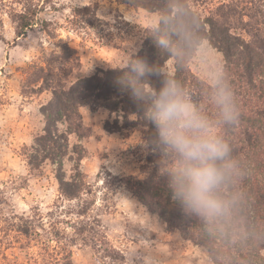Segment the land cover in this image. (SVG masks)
Listing matches in <instances>:
<instances>
[{
	"label": "rangeland",
	"instance_id": "rangeland-1",
	"mask_svg": "<svg viewBox=\"0 0 264 264\" xmlns=\"http://www.w3.org/2000/svg\"><path fill=\"white\" fill-rule=\"evenodd\" d=\"M217 1L200 2L197 8L205 13L204 7ZM87 5L97 9L99 19L114 25L101 41L70 23L72 9ZM26 9L54 23L53 36L37 27L19 36L16 16ZM159 19L158 13L121 0H0V264H214L205 249L168 230L125 182L117 187L104 183L109 174L143 177V126L108 132L104 125L115 115L81 108L87 135L73 134L70 141L86 149L81 169L92 193L82 198L70 200L61 194L55 165L34 169L26 158L45 126L42 107L52 98L50 90L33 84L35 70L58 71L63 59L55 55L64 43L75 48L79 58L67 79L121 66L139 47L143 29L156 26ZM223 65V54L207 40L189 62L194 75L206 82L208 71ZM173 69L170 59L164 71ZM72 164H65L67 176ZM23 227L30 234L21 232Z\"/></svg>",
	"mask_w": 264,
	"mask_h": 264
},
{
	"label": "trees",
	"instance_id": "trees-1",
	"mask_svg": "<svg viewBox=\"0 0 264 264\" xmlns=\"http://www.w3.org/2000/svg\"><path fill=\"white\" fill-rule=\"evenodd\" d=\"M121 1L150 13H158L160 17L167 9V0ZM208 1L185 0V3L198 23L203 40L223 54L222 68L238 104V122L224 129V136L247 173L241 185L245 204L239 215L230 220L233 231L247 238L245 242L235 247L228 246L202 223L183 212L179 202L173 198L169 187L170 177L163 172L160 153L154 146L155 130L145 117V106L120 83L128 71L125 65L131 58H137L150 69L164 72L180 81L194 102L213 111L207 99V82L196 77L189 67L196 50L180 61L169 56L151 37L159 23L143 29L138 38L139 47L121 66L98 68L91 75L67 79L71 70L78 66L79 58L77 50L64 43L60 54L55 55L63 59V62H59L58 71L51 67L35 70L33 84L50 90L52 98L42 107L45 126L35 138L26 158L34 169H40L44 164L55 165L61 194L70 200L82 198L92 193L81 169L86 149L70 141L73 134L80 138L87 135L81 108L88 106L92 111L103 109L115 115L112 121L104 125L108 132H120L141 125L145 128V158L141 165L143 177L124 179L109 174L110 177L104 179V183L106 181L117 187L125 182L133 197L156 214L168 230L178 231L185 240L205 249L214 264H264V0H218L204 7L205 13L197 8L200 2L204 4ZM96 11L92 5L74 7L70 23L83 30L88 38L101 41L110 35L111 30L108 28L114 25L99 19ZM36 12L26 9L16 16L19 36L34 27L53 36L51 26L54 23L38 18ZM124 24L130 27L129 23ZM170 59L174 60V69L167 73L164 66ZM161 79L162 76L150 75L146 77V82L158 89ZM148 84L143 85L145 93L151 92ZM69 161L73 164L67 176L65 164ZM253 225L255 231H249L244 236L245 228ZM86 228L87 224L82 225L80 234ZM20 230L30 234L28 227Z\"/></svg>",
	"mask_w": 264,
	"mask_h": 264
},
{
	"label": "clouds",
	"instance_id": "clouds-1",
	"mask_svg": "<svg viewBox=\"0 0 264 264\" xmlns=\"http://www.w3.org/2000/svg\"><path fill=\"white\" fill-rule=\"evenodd\" d=\"M151 37L178 61L204 44L185 0H167L166 12ZM124 68L128 71L120 83L145 106L173 198L186 215L226 245L245 242L247 238L230 225L245 204L241 185L247 173L224 136V129L235 126L239 119L236 97L224 69L216 66L206 74V94L213 109L209 111L193 101L180 81L150 69L142 60L131 58ZM150 75L162 76L158 89L146 82ZM144 84L151 92H144ZM249 231H255V226L245 228L244 236Z\"/></svg>",
	"mask_w": 264,
	"mask_h": 264
}]
</instances>
